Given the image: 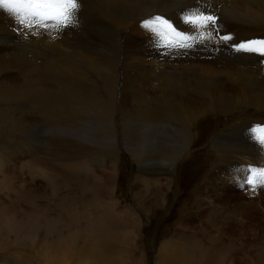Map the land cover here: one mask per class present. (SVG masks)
<instances>
[{
  "label": "bare ground",
  "instance_id": "obj_1",
  "mask_svg": "<svg viewBox=\"0 0 264 264\" xmlns=\"http://www.w3.org/2000/svg\"><path fill=\"white\" fill-rule=\"evenodd\" d=\"M79 4L85 12L80 19L87 15L88 30L101 35L97 44L79 39L84 33L76 35L72 29L62 31L64 38L56 42L45 39L43 29L33 35L0 7V118L9 131L19 129L22 137L14 143L21 145L20 149L26 153L31 147V158L39 159L42 140L38 129L47 120L56 131L72 135L53 141L58 159L70 160L72 155L81 154L89 155L90 163L111 165L115 143L123 141L132 160H162L168 170L179 161L182 150L204 134L200 131L202 120L223 116L233 126L220 140H214L217 147L224 142L230 149L224 155L228 168L223 172L231 168L240 169V173L244 168L251 179V169H264V151L249 131L264 125V58L238 54L230 46L264 38V0H81ZM198 6L218 17L220 35L230 34L231 41L222 43L214 33L210 43L172 55H162V50L152 46L150 34L141 27L144 19L163 15L178 30L189 32L181 16ZM79 29L85 32L82 26ZM111 30L115 33H109ZM121 30L127 31L123 42V36L120 39L118 35ZM10 68L14 74L8 73ZM236 104L255 107L257 112L247 120L237 119L241 113L233 111ZM246 107L242 113L248 111ZM93 121L94 127L90 126ZM160 130L164 142L148 149L146 144ZM88 131L97 135L92 142L83 134ZM175 135L188 144L179 143L178 149ZM12 152L8 159L16 155ZM186 157L183 154L181 158ZM115 174V170L110 171V175ZM234 182L243 186L242 196L252 193L243 179L225 178L206 186L215 200L224 201L229 199V191L234 193ZM255 189L258 196L254 197L264 205V185ZM234 206L244 214L259 210L250 203ZM108 221L87 226L108 227ZM92 232V248L98 253L108 237L103 231ZM55 248L52 259L62 253Z\"/></svg>",
  "mask_w": 264,
  "mask_h": 264
},
{
  "label": "rangeland",
  "instance_id": "obj_2",
  "mask_svg": "<svg viewBox=\"0 0 264 264\" xmlns=\"http://www.w3.org/2000/svg\"><path fill=\"white\" fill-rule=\"evenodd\" d=\"M79 12L78 25L69 29L76 35L83 32L79 39L97 44L100 33L88 30L87 15L80 19L85 14L82 6ZM126 34L119 31L122 42ZM44 35L53 42L65 36L51 28ZM8 73L14 74V69ZM245 107L236 104L233 111L241 113L237 119L247 120L257 112L250 106L242 113ZM208 120H202L204 134L181 152L190 161L181 155L165 170L162 160H132L123 141L115 143L111 165L105 163L106 158L102 166L90 163L89 155L81 154L58 159L53 141L72 135L56 131L47 120L38 129L42 140L39 159L31 158V147L25 153L14 143L22 137L19 129L9 131L0 118V264H264V205L254 197L258 189L249 186L252 193L245 197L243 186L234 182V193L229 191V199L224 201L215 200L207 189L208 183L220 179H243L245 185L250 179L244 168L240 173L231 168L223 172L228 168L224 155L230 149L224 142L217 147L214 140H220L233 126L223 116ZM95 125L94 121L90 124ZM160 132L146 144L148 149L164 142ZM83 134L91 142L97 136L93 131ZM174 137L178 149L179 143L188 144L182 137ZM11 152L16 155L8 159ZM111 170L116 174L110 175ZM239 202L259 206V210L244 214L234 206ZM101 220L108 221V227L87 226ZM92 231H103L108 237L98 253L92 248ZM55 247L62 253L52 259Z\"/></svg>",
  "mask_w": 264,
  "mask_h": 264
},
{
  "label": "snow or ice",
  "instance_id": "obj_3",
  "mask_svg": "<svg viewBox=\"0 0 264 264\" xmlns=\"http://www.w3.org/2000/svg\"><path fill=\"white\" fill-rule=\"evenodd\" d=\"M0 7L13 16L17 25L38 34V30L47 31L49 28L61 32L78 25L79 0H0ZM181 21L190 31L178 30L173 22L163 15H155L144 19L141 27L150 34L154 48L162 55L181 53L197 44L211 42V36L219 35L222 43L232 40L230 34L220 35L218 17L208 13L206 9L196 7L186 11ZM238 54H252L264 58V38L241 41L233 45ZM250 136L264 151V125L250 128ZM246 184L252 187L264 185V169H251V179Z\"/></svg>",
  "mask_w": 264,
  "mask_h": 264
}]
</instances>
